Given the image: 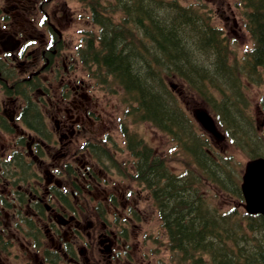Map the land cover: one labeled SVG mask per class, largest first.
I'll list each match as a JSON object with an SVG mask.
<instances>
[{
  "label": "flooded vegetation",
  "instance_id": "obj_1",
  "mask_svg": "<svg viewBox=\"0 0 264 264\" xmlns=\"http://www.w3.org/2000/svg\"><path fill=\"white\" fill-rule=\"evenodd\" d=\"M70 15L68 0H0V91L12 107L0 104V131L14 146L0 143V264H127L155 208L152 163H113L111 181L105 142L86 135L91 95L68 82L63 49ZM78 33L82 63L90 38Z\"/></svg>",
  "mask_w": 264,
  "mask_h": 264
},
{
  "label": "trees",
  "instance_id": "obj_2",
  "mask_svg": "<svg viewBox=\"0 0 264 264\" xmlns=\"http://www.w3.org/2000/svg\"><path fill=\"white\" fill-rule=\"evenodd\" d=\"M239 1L253 44L238 61L230 60L227 39L208 15L178 0H116L119 20L96 19L99 36L87 45L86 61L95 77L99 72L98 81L114 79L133 119L149 121L195 163L197 174L192 169L178 177L165 168L164 157H152L154 198L180 264H264V218L234 207L221 212L201 192L205 180L241 200L239 170L230 157L214 161L206 153L205 138L165 82L182 81L236 149L264 156V125L258 131L242 95L243 81L264 89V0ZM257 106L264 124V94Z\"/></svg>",
  "mask_w": 264,
  "mask_h": 264
},
{
  "label": "rangeland",
  "instance_id": "obj_3",
  "mask_svg": "<svg viewBox=\"0 0 264 264\" xmlns=\"http://www.w3.org/2000/svg\"><path fill=\"white\" fill-rule=\"evenodd\" d=\"M179 3L183 5H191L199 8L204 14H207L210 21L218 28H221L223 34L226 37V44L230 50L231 57L230 60H236L242 58L246 51L252 47V39L247 31L246 27V9L243 7L239 0H178ZM106 3V1H105ZM85 6L79 1L68 0V11L71 12V21L68 24V36L64 39V47L68 48V60H71V54L73 57V62L71 63L72 69H68V82L70 84L73 81L82 80L84 86H87L88 94L91 95L90 99V110L94 113V116L90 114L92 118V125H87L86 135L95 136V138H100L103 140L107 146H109L110 159L105 160L102 156V160L105 164L106 169L111 168V181L113 179L119 180L113 169V163L126 162L129 161V153L125 144L124 136L122 130H126L124 125L128 129V133H134L135 139H142L152 146V150L155 153H159L165 158L164 162L166 166L175 173H184L187 170H192L194 165H192L191 157L186 154L183 155L181 150L177 149L175 142L170 140L167 135L160 132L159 129L154 128L148 121L134 122L132 116L126 114V107L121 98L122 88L113 79H108L106 82L98 81L99 72H97V77L93 76L91 68L84 65V63H78L75 56L81 50L82 38L83 36L78 33V31H88L99 32L97 26H93L88 21V15H90L88 9L85 10ZM112 9V8H110ZM81 15V16H80ZM69 17V14H68ZM114 21H118L120 14L118 12L112 15ZM90 34V33H89ZM87 38V37H86ZM103 74V72L101 73ZM67 80V79H66ZM165 82L168 88L174 94L179 106L184 110L185 114L193 121V113L197 109L207 110L211 116L215 117L213 113L205 108V105L200 101V99L190 92V90L185 86V84L174 78L166 77ZM52 87L57 90L55 82H53ZM61 85V84H60ZM242 95L245 98L247 104H249V114L253 117L254 122L258 125V131L261 130L262 126V115L258 110V102L260 97L264 94V89L260 86H255L248 84L243 81ZM65 88H63L64 91ZM51 92L53 90L51 89ZM115 94V95H112ZM3 93L0 91V104H5L4 108L11 109V102L2 96ZM8 101V102H7ZM42 104V103H41ZM43 108L39 103L40 111L49 110L48 104L43 103ZM45 113V112H44ZM45 122L49 126L53 125L51 118L45 116ZM194 122V121H193ZM196 125V124H195ZM197 126V125H196ZM195 127L200 136L205 138L206 145H204V150L206 149L211 153V158H217L221 156L230 157V161L234 170H239L238 177L242 175V171L245 162L250 158L239 149H236L232 144L230 139L215 140L207 132H203L201 128ZM219 131L222 133V129L218 127ZM0 143L6 145L7 153L11 151L13 146V140L9 136L3 135L0 131ZM203 138V139H204ZM191 168V169H190ZM197 174V171L195 169ZM107 177H109L107 175ZM201 192L207 202L213 205L221 212L228 211V209L234 207L242 209V205L239 198L232 196V194L223 193L216 187L214 182H207L202 180ZM144 204H141L143 206ZM159 223L157 212L152 208L148 212V221L145 223L143 228V234L156 229V234L159 233L157 230ZM158 240V238H157ZM165 241V237L163 238ZM162 248L157 254L156 248L154 246H148L145 244L144 239L140 237V242L137 243L135 251L132 252L131 256L128 257L129 264H175L170 256L166 246L161 245ZM163 259V260H162Z\"/></svg>",
  "mask_w": 264,
  "mask_h": 264
},
{
  "label": "water",
  "instance_id": "obj_4",
  "mask_svg": "<svg viewBox=\"0 0 264 264\" xmlns=\"http://www.w3.org/2000/svg\"><path fill=\"white\" fill-rule=\"evenodd\" d=\"M195 118L215 138H223L216 131L213 119L205 110H196ZM240 189L245 201L244 209L250 214L259 213L264 217V158H255L246 162Z\"/></svg>",
  "mask_w": 264,
  "mask_h": 264
},
{
  "label": "bare ground",
  "instance_id": "obj_5",
  "mask_svg": "<svg viewBox=\"0 0 264 264\" xmlns=\"http://www.w3.org/2000/svg\"><path fill=\"white\" fill-rule=\"evenodd\" d=\"M229 49V48H228Z\"/></svg>",
  "mask_w": 264,
  "mask_h": 264
}]
</instances>
